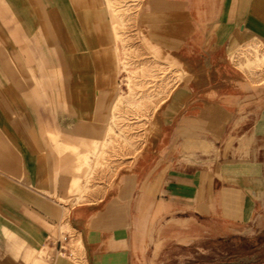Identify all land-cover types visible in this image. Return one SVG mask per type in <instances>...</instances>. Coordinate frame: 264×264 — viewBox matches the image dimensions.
Returning a JSON list of instances; mask_svg holds the SVG:
<instances>
[{"label": "crops", "instance_id": "1", "mask_svg": "<svg viewBox=\"0 0 264 264\" xmlns=\"http://www.w3.org/2000/svg\"><path fill=\"white\" fill-rule=\"evenodd\" d=\"M136 21L202 72L160 107V152L135 189L71 205L83 145L104 134L117 96L106 1L0 0V264H60L66 209L86 264H134L136 190L191 235L264 232V87L230 62L264 44V0H141Z\"/></svg>", "mask_w": 264, "mask_h": 264}, {"label": "rangeland", "instance_id": "2", "mask_svg": "<svg viewBox=\"0 0 264 264\" xmlns=\"http://www.w3.org/2000/svg\"><path fill=\"white\" fill-rule=\"evenodd\" d=\"M105 1L119 65L115 81L117 96L105 121L104 134L83 145L85 152L73 172V187L62 199L71 205L103 198L107 202L108 195L114 191L121 192L124 199V190L135 189L145 159L160 152L156 147L160 137V107L174 87L194 80L202 72V68L189 65L177 54L148 42L136 21L141 0ZM108 41L105 36V42ZM258 45L253 48L246 45L230 57L233 70L242 74L250 87H264V44L258 42ZM115 64L113 54V75ZM140 193L136 190L135 196L129 194L133 203L138 204L134 264H233L237 260H241L240 264H264V232L248 239L241 234L228 235V230L218 227L191 235L178 227L176 220H167V216L161 222L160 206L155 200L141 199ZM68 214L66 209L59 238L65 233L70 235L74 256L58 254L60 264H86L78 230L68 223Z\"/></svg>", "mask_w": 264, "mask_h": 264}, {"label": "built area", "instance_id": "3", "mask_svg": "<svg viewBox=\"0 0 264 264\" xmlns=\"http://www.w3.org/2000/svg\"><path fill=\"white\" fill-rule=\"evenodd\" d=\"M70 240V235L65 233L63 238H58L55 241L57 245V255L59 254L67 257H73L72 247L69 245Z\"/></svg>", "mask_w": 264, "mask_h": 264}, {"label": "water", "instance_id": "4", "mask_svg": "<svg viewBox=\"0 0 264 264\" xmlns=\"http://www.w3.org/2000/svg\"><path fill=\"white\" fill-rule=\"evenodd\" d=\"M232 263L233 264H240L241 263V260L233 261Z\"/></svg>", "mask_w": 264, "mask_h": 264}, {"label": "trees", "instance_id": "5", "mask_svg": "<svg viewBox=\"0 0 264 264\" xmlns=\"http://www.w3.org/2000/svg\"><path fill=\"white\" fill-rule=\"evenodd\" d=\"M214 264H219V262H215Z\"/></svg>", "mask_w": 264, "mask_h": 264}, {"label": "bare ground", "instance_id": "6", "mask_svg": "<svg viewBox=\"0 0 264 264\" xmlns=\"http://www.w3.org/2000/svg\"><path fill=\"white\" fill-rule=\"evenodd\" d=\"M72 252H73V256H74V251H73V249H72Z\"/></svg>", "mask_w": 264, "mask_h": 264}]
</instances>
